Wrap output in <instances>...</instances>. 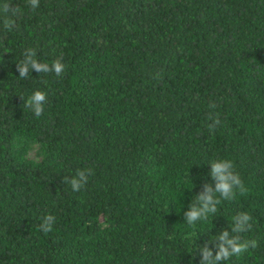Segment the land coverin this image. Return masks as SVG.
I'll return each mask as SVG.
<instances>
[{
    "label": "trees",
    "instance_id": "16d2710c",
    "mask_svg": "<svg viewBox=\"0 0 264 264\" xmlns=\"http://www.w3.org/2000/svg\"><path fill=\"white\" fill-rule=\"evenodd\" d=\"M9 2L21 11L10 31L0 16V264H200L240 212L258 247L221 264H264V0ZM28 48L64 73L19 77ZM38 89L40 117L24 107ZM215 159L247 191L190 226ZM77 169L92 172L74 192Z\"/></svg>",
    "mask_w": 264,
    "mask_h": 264
},
{
    "label": "clouds",
    "instance_id": "9594fccd",
    "mask_svg": "<svg viewBox=\"0 0 264 264\" xmlns=\"http://www.w3.org/2000/svg\"><path fill=\"white\" fill-rule=\"evenodd\" d=\"M27 3L34 10L39 7V0H27ZM20 7L16 5L12 7L9 0H5V3L0 5V16L3 17V28L5 30H12L15 26V17L20 13ZM11 14V15H9ZM23 60L17 64L19 77L27 78L29 72L32 70L38 73H54L60 76L65 71V65L59 60L53 61L51 64L41 62L37 59V53L34 48H28L23 53ZM23 98V97H22ZM47 103V93L42 90L34 91L27 99L24 100V107L30 108L36 117H40ZM214 108L215 104L210 105ZM209 119L213 122L208 124L210 132H214L216 127L220 124V120L217 117L209 115ZM211 163V176L215 180V186L205 183L203 191L199 192L192 198V204L189 210L184 212V220L190 226H195L198 222L207 221L209 216H214L218 211V205L222 201H232L237 193L244 194L247 188L241 179L238 172L235 171L234 162L230 159H215L210 161ZM91 169H77L76 174L64 177L66 184H69L74 192L80 191L88 182V178L91 175ZM252 217L246 212H240L233 217V224L231 227V233L229 230L224 229L217 237L216 248L217 251L213 254V251L208 247L207 243L202 247L199 246V251L202 252V259L200 264H221V262L229 261L232 257L239 258L249 249H255L258 247L256 239H243L241 233L248 232L252 228ZM55 223V217L48 214L43 217L40 229L45 234L52 231Z\"/></svg>",
    "mask_w": 264,
    "mask_h": 264
},
{
    "label": "rangeland",
    "instance_id": "374dc122",
    "mask_svg": "<svg viewBox=\"0 0 264 264\" xmlns=\"http://www.w3.org/2000/svg\"><path fill=\"white\" fill-rule=\"evenodd\" d=\"M36 151H37V148H33L31 151H29V154H30L31 156L36 157V156H37Z\"/></svg>",
    "mask_w": 264,
    "mask_h": 264
}]
</instances>
